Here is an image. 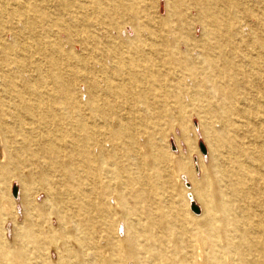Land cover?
Wrapping results in <instances>:
<instances>
[{
    "label": "bare ground",
    "instance_id": "6f19581e",
    "mask_svg": "<svg viewBox=\"0 0 264 264\" xmlns=\"http://www.w3.org/2000/svg\"><path fill=\"white\" fill-rule=\"evenodd\" d=\"M207 2L166 0L165 14L157 9L151 19L156 33L164 32L161 37L173 42L184 38L171 41L167 48L143 46L146 24L138 22L132 36H124L119 44L106 43L113 64L83 81L81 104L63 75L70 67L63 51L35 34L43 21L54 22L60 34L66 29L64 21L50 19L32 1L30 6L18 2L10 10L21 24L0 32V134L6 137L14 124L25 126L28 121L30 126L17 144L4 142L0 178L10 166L3 162L5 154L14 157L12 148L19 153L32 146L48 148L49 165L71 179L67 191L80 200L81 209L98 206L107 215L34 216L23 184L18 198L24 218L13 219L12 240L0 235V264H32L46 255L45 250L53 256L52 247H42L48 242L59 250V258L72 253L79 264H92L86 257L90 250L97 264H264V214L255 203L264 195L255 181L246 178V161L225 169L230 167H225L226 157H247L240 147V127L258 132L259 139L249 142L250 148H264V91L259 92L264 82V34L252 26L244 30L241 25L222 27L203 21L200 39L198 27L192 25L184 37L183 9L196 7L200 12ZM116 15L122 33L128 31L122 25L123 13ZM234 39L245 48L232 45ZM79 41L89 56L97 53L91 43ZM85 57L81 71L91 64ZM173 76L186 77L191 90L187 101L207 120L202 128L212 145L210 162L202 164L204 176L216 187L225 183L216 188L215 198H200L198 216L187 209L175 213L170 190L164 188L179 181L183 169L158 141L165 138V125L172 123L173 110L160 104L164 97L160 92ZM61 142L67 147L62 160ZM187 156L190 160L191 153ZM187 172L194 175L191 168ZM113 216L122 221L119 231L124 230V237L107 224Z\"/></svg>",
    "mask_w": 264,
    "mask_h": 264
},
{
    "label": "rangeland",
    "instance_id": "374dc122",
    "mask_svg": "<svg viewBox=\"0 0 264 264\" xmlns=\"http://www.w3.org/2000/svg\"><path fill=\"white\" fill-rule=\"evenodd\" d=\"M31 1L32 4H39V8H43L44 11L49 14L50 19L55 20V18L57 19L60 17L66 25V29L58 34V28L55 26L54 22L43 21L42 26L36 28L35 34L40 36L45 42L58 44L63 51L62 56L70 66L63 75L70 82L71 93L75 95L80 104L83 93L82 87L84 86L83 81L91 74H100L102 66L105 69H109L113 64L114 60H112L111 57L114 58V56H109L104 49V45L112 41L119 44L127 37L126 35L132 36L133 24L137 22L146 24L141 38V44L143 46L145 45L148 48H167L171 41L173 42V38L161 37L164 32L160 35V33H156L155 27H151V19L156 14L157 9H160L159 11L165 14L166 0H0V32H2L4 30L3 28H6V26H19L21 24L20 18L17 19L10 10L12 8H17L18 2H26L30 6ZM207 1L208 6H206L203 11L199 12L196 7L187 10L183 9L184 14L187 13V17L185 18L186 25L183 33L184 37L187 35L189 27L192 25V27H198L196 36L200 39L203 21L208 23V25L222 27H235L241 25L244 30L252 26L253 28H260V31L264 34V0ZM63 2H67V4ZM119 12H122L124 16L122 25L128 26V31L124 30V34L116 23V14ZM83 39L91 43V45L96 48L97 53H93L89 56L86 52L82 51L79 46V40ZM183 39V37H178L173 43H178V41H182ZM32 42L37 48V41L35 40ZM231 44L239 47L241 50L245 48V45L241 44L238 39L232 40ZM75 45H77L76 49H74ZM129 45L130 44L127 46ZM85 56H88L86 61L91 64L89 69L81 71V69L83 70L81 66L84 58H86ZM235 58L240 61L239 58ZM46 68L48 69L49 67L47 66ZM49 73H52L51 69H48V74ZM172 78L173 81L170 83L168 82L165 89L160 92L164 95L160 104H165L170 110H173L172 123L167 125V121H165L166 125L162 130L165 138L163 139L160 136L158 141L162 150L176 157L180 165L183 166V169L180 172L181 177L179 181H174L173 184L171 183V185H169V183L165 184L166 178L162 180L165 184L164 188L170 190L172 195V210L175 213H179L187 209L192 214L198 216L202 214L200 198H215L216 188L224 186L223 184L225 183L221 182V184H218L216 187L214 180L204 176L202 164L207 165L210 162V146L212 145L211 137H209L210 135L206 134L202 128V126L207 125V120L202 114L196 112V107L192 103L187 101V97L191 93V90L186 77L181 79L177 76H173ZM163 82L165 83V81ZM259 90L260 93L264 91V82L259 86ZM151 101L158 103L155 99ZM28 125L30 126L28 121L25 126L14 124L13 132L6 134V137L0 134V157L3 154L2 148L4 142L8 141L11 145L17 144V142L24 137L23 133H26L25 130L28 129ZM187 129L188 133H184ZM238 133L241 136V142H243L240 145L241 150H244L245 156L247 157H245L246 159L243 157L242 160L239 157H226L225 167L228 165H230V167L225 169L231 170V168H238L241 162L246 161V163H244L246 166L245 171L247 172L245 175L246 178L255 181L257 191H260L264 195V148L261 150L259 146L257 147L255 145L253 148H250L249 144V142L251 143L259 139L257 135L258 132L257 130L252 131V129L247 127H240ZM200 142L204 143L206 147L205 152L200 149ZM61 143L62 151L58 154L60 160L65 159L67 148L63 142ZM222 144L227 146L228 142L223 140ZM47 149L48 148L42 149L41 146H32L31 150L28 152L19 153L12 148L14 151L13 159L10 158V153L5 154L3 162H9L10 164V166L8 165L7 171L4 173V177L0 178V217L3 218L0 224V235L2 234L5 240L10 241V239L12 240L13 238V219L19 221L24 218L22 202L18 198L20 195V187L23 184L32 200L33 205L29 208L34 216L38 215L42 217L41 215H45V217H56L88 215L101 218L107 215L100 210L98 206H92L87 211L81 209L80 200L73 198L67 191L69 185L72 183L71 179L68 178L62 170L49 165L51 155ZM189 153H191V159L187 160L185 157H188L187 154ZM216 153L217 155L219 154L218 150ZM181 161L185 163L183 164ZM189 168L192 169L193 176L188 174L187 171ZM84 186L85 185L81 187ZM15 187L16 192L18 191L17 195H14V193H16L13 191ZM55 196L59 197V202L55 201ZM71 201L73 204L70 203ZM193 203L199 206L200 212L197 213L193 210L191 207ZM255 203L258 205L259 212L262 210L264 214V198L260 201L258 196V200L256 199ZM121 223L122 221L115 216L111 219L109 218L107 221V224L111 228H117V231L120 230L119 224ZM119 232L121 233L120 236L124 237V230ZM60 243H62V241H60ZM42 247L44 249L52 247L53 252L56 253L50 256L45 250L46 255L41 254L38 262L34 261L32 264H79L72 253L65 258H59V250H56L49 242L45 243ZM86 255V257L91 260L89 263L97 264V261L93 257L94 252L90 250Z\"/></svg>",
    "mask_w": 264,
    "mask_h": 264
},
{
    "label": "water",
    "instance_id": "95a60500",
    "mask_svg": "<svg viewBox=\"0 0 264 264\" xmlns=\"http://www.w3.org/2000/svg\"><path fill=\"white\" fill-rule=\"evenodd\" d=\"M199 146H200V149H201L203 152L206 151V147H205V145H204L203 142H200V143H199ZM13 191L16 192V187L13 189ZM191 207H192L193 210H195V211H199V209H200L199 206L196 205L195 203L191 204Z\"/></svg>",
    "mask_w": 264,
    "mask_h": 264
}]
</instances>
